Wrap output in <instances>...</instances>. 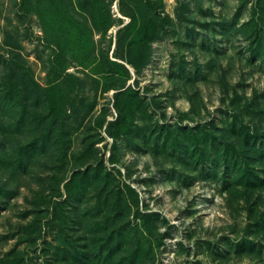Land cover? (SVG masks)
Returning <instances> with one entry per match:
<instances>
[{"label":"rangeland","instance_id":"1","mask_svg":"<svg viewBox=\"0 0 264 264\" xmlns=\"http://www.w3.org/2000/svg\"><path fill=\"white\" fill-rule=\"evenodd\" d=\"M0 264H264V0H0Z\"/></svg>","mask_w":264,"mask_h":264}]
</instances>
